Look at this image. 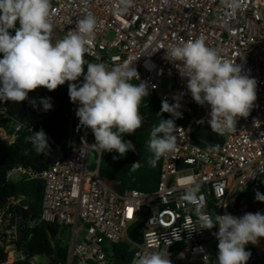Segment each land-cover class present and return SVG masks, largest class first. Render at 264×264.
Returning a JSON list of instances; mask_svg holds the SVG:
<instances>
[{
  "label": "built area",
  "instance_id": "1",
  "mask_svg": "<svg viewBox=\"0 0 264 264\" xmlns=\"http://www.w3.org/2000/svg\"><path fill=\"white\" fill-rule=\"evenodd\" d=\"M51 3L53 43L74 31L76 21L85 14L96 17L95 35L83 57L85 70L88 63H104L110 70L128 61L140 77L132 83L144 82L151 97L158 94L169 105H178L180 118L167 113V119L174 120L180 129L175 133L177 150L161 158L154 193L130 192L119 197L99 178L101 153L91 147L96 143L94 134L80 124L76 107L71 113L65 153L45 172L15 168L8 179L23 176L43 183L40 221L71 232L68 264H111L112 246L123 241L132 247L133 260L137 253L159 250L169 255L171 264L218 262L219 225L200 229L194 206L182 199L184 187L180 181L187 176L196 178L201 186L198 195L205 198L202 211L213 217L225 213L236 217L264 214L262 202L260 207L246 203V197L253 201L255 193H261L260 179L264 175V0H243L235 15L229 14L223 0H133L126 12L117 11L122 7L120 0ZM198 38L223 59L236 61L242 74L257 82V99L250 114L237 118L232 133L221 135L211 129L210 106L193 100L187 78L177 68L179 62L166 56L170 45ZM165 78L170 83L162 92ZM199 125L216 134L217 145H198L195 128ZM0 137L4 138L1 130ZM8 142L12 144L13 139ZM91 152L96 157L93 171L89 169ZM143 221L142 245L138 246L127 234ZM12 234L6 232V236ZM260 243H264V237L246 248L261 251L264 248ZM7 252L10 262L11 248Z\"/></svg>",
  "mask_w": 264,
  "mask_h": 264
},
{
  "label": "clouds",
  "instance_id": "2",
  "mask_svg": "<svg viewBox=\"0 0 264 264\" xmlns=\"http://www.w3.org/2000/svg\"><path fill=\"white\" fill-rule=\"evenodd\" d=\"M230 15L243 6V0H223ZM118 12H126L133 0H120ZM51 0H0V101L21 103L28 94L38 88L54 91L65 82L72 103L79 104L76 116L80 124L92 130L96 148L104 152H117L124 157L135 151L131 141H123L124 134H134L141 128L143 116L139 108L149 95L146 83H131L140 79L132 63L125 61L110 70L104 63H88L85 74L87 45L93 39L97 19L91 13L76 21L75 30L53 43ZM17 22L19 27L17 28ZM10 30H14L12 35ZM166 56L179 62L177 68L187 78V89L193 100L201 106H210V124L221 135L236 130L238 117H248L256 96V80L242 74V68L233 61L220 57L216 49L206 46L203 38L189 40L180 45H170ZM35 106V102H31ZM45 111L51 110L50 100H41ZM178 105L162 101L161 111L180 118ZM174 120L161 119L153 126L148 147L152 158L148 163L155 168L161 157L177 150ZM37 154L50 151L48 137L41 129L29 137ZM212 150V149H209ZM117 159V157H113ZM132 169L140 167L134 163ZM184 187L182 199L194 206L200 229H212L219 225L218 264H247L251 253L246 245L257 244L264 237V214L245 213L236 217L225 213L214 217L202 211L205 198L201 186L193 176L180 181ZM255 199L264 202V194L255 193ZM158 247V246H157ZM133 264H171L169 255L159 250L137 253Z\"/></svg>",
  "mask_w": 264,
  "mask_h": 264
},
{
  "label": "trees",
  "instance_id": "3",
  "mask_svg": "<svg viewBox=\"0 0 264 264\" xmlns=\"http://www.w3.org/2000/svg\"><path fill=\"white\" fill-rule=\"evenodd\" d=\"M16 27H19L18 22ZM10 33L14 35L15 31L10 30ZM2 58L3 54L0 53ZM82 81L83 77L75 82H65L54 91L38 88L21 103L0 101V130L5 138L0 137V264H9L8 248L20 256L11 264H36L35 260L39 258L46 259V264H68L69 249L61 241L65 230L40 221L43 183L23 176L8 179V174L15 168L38 174L45 172L58 156L65 153L72 109L79 107L78 103L71 102L68 86L69 83L80 84ZM45 98L50 100L51 110L43 109L41 100ZM161 108L160 95L144 97L139 108L144 123L134 134H124L122 137L123 141H131L135 145V151H128L124 157L115 151L104 152L100 157L99 178L119 197L130 192L151 194L157 189L161 159L155 168L149 165L152 153L148 142L152 127L158 126L161 119H167V113L162 112ZM41 129L48 137L50 151L37 154L29 137ZM9 139H13L12 144H9ZM114 156L117 159L114 160ZM137 162H140V167L133 170L131 166ZM260 185L261 194H264V175ZM261 208L264 211V202ZM36 222L39 224L35 226ZM18 223L20 226L16 232ZM9 231L14 234L6 236ZM245 250L251 253L247 264H264V250L259 253L250 246ZM110 255L111 264L133 262L132 247L124 241L112 246ZM206 264L218 262L213 260Z\"/></svg>",
  "mask_w": 264,
  "mask_h": 264
},
{
  "label": "water",
  "instance_id": "4",
  "mask_svg": "<svg viewBox=\"0 0 264 264\" xmlns=\"http://www.w3.org/2000/svg\"><path fill=\"white\" fill-rule=\"evenodd\" d=\"M195 137L201 145L207 147L215 146L218 144V137L216 136V134L204 126L199 125L195 128ZM38 224L39 222H36L35 226ZM19 226L20 223H18L16 232H18ZM144 228H145V221H143L139 226H137L127 234L128 239L138 246L142 245L141 231L144 230Z\"/></svg>",
  "mask_w": 264,
  "mask_h": 264
},
{
  "label": "rangeland",
  "instance_id": "5",
  "mask_svg": "<svg viewBox=\"0 0 264 264\" xmlns=\"http://www.w3.org/2000/svg\"><path fill=\"white\" fill-rule=\"evenodd\" d=\"M169 83H170V79L169 78L163 79L162 84H161V87H160V90L162 92H165L166 89H167V87H168V85H169ZM198 121H199L200 124H203L201 117H198ZM95 159H96L95 154L93 152H91L90 157H89V169L91 171H93V169H94L93 166H94V163H95ZM246 203H248L250 205H254L255 207H260V202L257 201L255 199V197H254L253 201H252V198L251 197H249V196L246 197ZM61 232H63V230ZM61 241H62V244L70 250L71 249V246H72L71 232L70 231H64L62 233V236H61ZM259 246L262 247V248H264V243H260ZM257 250H259V249H257ZM263 250L257 251V252H262ZM10 255L15 260H19L20 259V256L15 251H12L10 253ZM46 262L47 261L44 258H39V259H36L35 260V263L36 264H46Z\"/></svg>",
  "mask_w": 264,
  "mask_h": 264
},
{
  "label": "crops",
  "instance_id": "6",
  "mask_svg": "<svg viewBox=\"0 0 264 264\" xmlns=\"http://www.w3.org/2000/svg\"><path fill=\"white\" fill-rule=\"evenodd\" d=\"M259 251V250H258ZM260 253V252H259ZM11 257V261L9 262V264L13 263L15 261V259H13V257L10 255Z\"/></svg>",
  "mask_w": 264,
  "mask_h": 264
},
{
  "label": "snow or ice",
  "instance_id": "7",
  "mask_svg": "<svg viewBox=\"0 0 264 264\" xmlns=\"http://www.w3.org/2000/svg\"><path fill=\"white\" fill-rule=\"evenodd\" d=\"M131 213H132V210H131V209H129V215H131Z\"/></svg>",
  "mask_w": 264,
  "mask_h": 264
}]
</instances>
